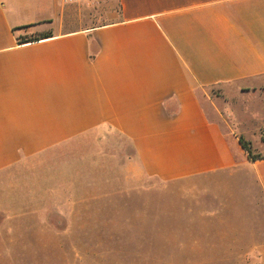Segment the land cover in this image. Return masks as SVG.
<instances>
[{"label":"crops","instance_id":"1","mask_svg":"<svg viewBox=\"0 0 264 264\" xmlns=\"http://www.w3.org/2000/svg\"><path fill=\"white\" fill-rule=\"evenodd\" d=\"M74 1L2 0L0 177L112 133L129 178L249 170L264 210V154L248 159L231 112L252 100L264 134V0H118L97 24Z\"/></svg>","mask_w":264,"mask_h":264},{"label":"rangeland","instance_id":"2","mask_svg":"<svg viewBox=\"0 0 264 264\" xmlns=\"http://www.w3.org/2000/svg\"><path fill=\"white\" fill-rule=\"evenodd\" d=\"M74 4L93 24L118 9V0ZM231 106L261 156L253 101ZM131 156L129 142L106 133L55 153L52 166L1 176L0 264H264L251 253L264 210L249 170L136 180L124 169Z\"/></svg>","mask_w":264,"mask_h":264},{"label":"trees","instance_id":"3","mask_svg":"<svg viewBox=\"0 0 264 264\" xmlns=\"http://www.w3.org/2000/svg\"><path fill=\"white\" fill-rule=\"evenodd\" d=\"M20 41L25 42L24 39H21ZM238 141L240 145L242 146V148L246 151V154L249 160L255 161L256 159H259L262 157V156H255L252 154L250 143L248 141L244 140L242 137H239Z\"/></svg>","mask_w":264,"mask_h":264},{"label":"built area","instance_id":"4","mask_svg":"<svg viewBox=\"0 0 264 264\" xmlns=\"http://www.w3.org/2000/svg\"><path fill=\"white\" fill-rule=\"evenodd\" d=\"M2 4V0H0V5Z\"/></svg>","mask_w":264,"mask_h":264}]
</instances>
